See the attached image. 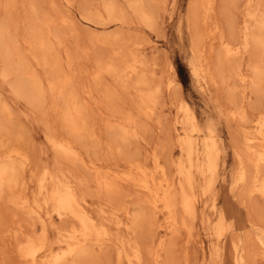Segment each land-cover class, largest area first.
<instances>
[{"label": "bare ground", "instance_id": "6f19581e", "mask_svg": "<svg viewBox=\"0 0 264 264\" xmlns=\"http://www.w3.org/2000/svg\"><path fill=\"white\" fill-rule=\"evenodd\" d=\"M143 1L129 0L128 4L135 14L144 21L151 22L150 11H147L144 5L146 2ZM39 2L0 0V76L10 83L17 97L25 99L32 110L48 123L46 139L55 152L53 163H49L47 159V162L35 159L31 150L25 147L27 137L25 138L19 116L0 90V201L9 202L17 211L37 215L40 223L39 232L37 229L26 230L13 218L11 221L5 219V214L0 211V234L4 236V233L9 232L12 236H18L17 255L22 263L105 264L108 257L102 255L100 250L106 246L113 250L116 264H143L148 255L146 248L150 249L146 243L149 239L146 238H151L156 243L154 250H148L153 258L151 261L154 264H171L162 253L169 243L167 235L179 231L183 226L192 234L200 207L204 210L201 220L205 223L211 240L209 259L205 264H249V259L258 254L251 248L252 243L257 245L259 253L264 256V230L256 229L255 224H242L251 229L247 235H231L236 228V221L225 208L218 206L215 196L217 182L222 177L221 169L223 163H226L222 161L226 144L216 123L210 118L206 123H201L195 109L187 102L177 108L182 109V116H174L172 121V138L179 151L178 157L173 153L177 158L170 157L174 170L172 166L170 169L173 172L169 171L167 163L157 154L153 155V165L134 155L127 161L126 168L118 166L115 169H105L96 161L89 162L85 159L80 147L89 149L96 146L101 142V136L88 117V101L87 105L83 102V91L76 82V73L67 71L69 67H65L67 64L71 66L74 55L69 48L65 49L68 60L61 55V49L64 48L61 47L64 44L61 26L65 22V16L45 11ZM214 2L215 0H208L203 6L204 2L194 1L197 8L200 4L205 8L204 19L209 28L205 36L199 32L195 39L194 49L198 56L192 66L194 78L200 91L215 102L211 91L217 80L208 67V55L202 54V45L208 47L210 54L218 45L221 54L233 61L232 71L225 75L222 83L230 84L232 78L235 81L237 79L242 85L244 96L249 97L264 84V8L261 7V2L248 0L240 34L237 40H229L220 32L217 20L208 21L213 17ZM103 7L104 13L110 15L109 18L117 16L113 0H105ZM101 13L99 16L103 15ZM21 27H25L22 30L25 35L21 36L27 44L26 49L20 43ZM114 38L117 37L105 36L102 40L111 43ZM114 53H118L117 49ZM249 53L252 57L248 68L244 70L241 61ZM124 56L126 58L123 57L121 62L98 60L92 74L94 82L100 83L106 72L125 85L139 72L143 62L136 55L130 58ZM63 57L67 64L63 62ZM31 58L37 66L43 67V74L36 70ZM168 84L171 86L172 83ZM134 85L140 90L138 108L148 112L153 107L151 102L155 100L160 84L152 85L145 74H142L134 81ZM257 112L250 115L245 105L237 106L231 111L230 117L237 120L235 122L238 123L241 134L231 186L235 190L241 188L249 195L262 198L263 206L259 211L263 215L264 112ZM51 113L60 120L61 127H58L63 132L60 133L50 124L47 117ZM131 118L126 114L119 125L109 123L112 142L116 146L120 145L118 141L125 142L135 134L136 131L132 133L129 129ZM81 168L89 175L85 172L83 174ZM27 170H30V178L34 182V188L30 192L26 190ZM223 177L222 181H225V175ZM92 181L96 184V191L89 189ZM91 196H98L103 200L94 205L95 201L90 200ZM130 197L136 198L137 207L130 206ZM208 209L213 210L212 214L205 213ZM7 215L12 214L10 212ZM55 219L62 223L57 224ZM142 225L145 227L144 232ZM140 228L143 235L147 234L145 240L137 235Z\"/></svg>", "mask_w": 264, "mask_h": 264}, {"label": "rangeland", "instance_id": "374dc122", "mask_svg": "<svg viewBox=\"0 0 264 264\" xmlns=\"http://www.w3.org/2000/svg\"><path fill=\"white\" fill-rule=\"evenodd\" d=\"M39 1V4H41L40 7L45 11L51 14L57 12L56 15L61 16L63 14L65 16V25L63 24L61 26V37L64 41V44L61 45V47L64 46L61 49V55L67 58L65 49L69 48L74 55V59L71 66L66 63L68 58L65 60L63 57L65 60L63 62L67 64L65 67H69L67 71H74L76 73V82L78 86H81V91H83V93L81 92L83 102L87 105L86 101H88V117L95 131L101 136V142L96 146H92L89 149L84 146L80 147V149H83L81 151L84 153L85 159L89 162L91 160L96 161L98 165L105 169L111 167L115 169L118 166L126 168L127 161L134 155L140 159L148 160L150 165H153V155L157 154L163 162L167 163L166 165L169 171L173 172L174 166L170 164V157L177 158L179 151L177 150L178 147L175 144L174 138H172V121H174V116L181 115L183 112L182 109H179V111L177 108L181 107L183 102H187L195 109L201 123H206L209 118L216 123L226 144L223 153L226 157L222 156V161L226 163H223L221 169L222 177L220 176L217 182L215 196L218 199V206L225 208L236 221V228L231 232V235L241 236L247 235L249 231L251 232L249 227L243 226L244 222H248L250 225L255 224L254 227L256 229L264 230V214L261 215L259 211V208L263 206L262 198L257 195H249L241 188L235 190L231 186L233 185L232 174L238 161L236 150L241 141V134L238 130V123L235 122L237 120H233L230 117L231 111L240 105H245L249 114L252 116L257 114V111L264 112V84L261 85L260 90L253 91L250 95L251 97L244 96L242 85L237 79L235 81V78L231 79L230 84H223L222 79L232 71L231 63L233 61L227 60L221 54L218 45L216 46L217 49L215 48L211 54L208 51V47L206 48L205 45H202V48H204L202 54L208 55V67L217 80V83L211 91L212 98L215 102L200 91L194 78L192 66L198 56L194 49L196 36L200 33L205 36L209 30L204 19L206 15L205 8H203L208 3V0H197L200 3L204 2L202 3L203 6L200 4L199 8L194 5L195 0H144L143 3H147V5L146 3L144 4L145 8L148 12L150 11L151 22L144 21L137 13L135 14L134 9L128 4L129 0H113L116 4L117 16H111V18H109L110 15H107V12V14L104 13L103 5L105 0ZM247 1L215 0V12H212L213 17L208 21L217 20L220 24V32H223L222 34L229 40H237L247 10ZM258 1L261 2V7L264 8V0H255V3ZM149 8L150 10H148ZM98 12H103L101 13L103 15L99 16ZM92 16L95 17L93 18ZM103 16L104 18H102ZM88 17L92 19H88ZM21 28L20 33L22 34H19L20 43L26 49L27 44L21 36L25 35L24 31H22L25 27ZM238 29L239 31H237ZM105 36H116L117 38H114L111 43H107L102 40ZM115 49L118 51L117 54L114 53ZM124 55L129 58L136 55L143 62L140 65L139 72L135 73L125 85L121 84L113 75L106 72L103 73L100 83L97 84L94 82L92 74L97 67L98 60L110 59L109 61L121 62L124 59L123 57H125ZM251 55L250 53L247 54L245 59L241 61L244 70L248 68V63L252 57ZM31 60H33L31 63L34 64V59L31 58ZM35 65L36 63L33 66ZM36 66V70L43 74V67ZM39 67H41L40 71ZM142 74H145L152 85L160 84V89L157 92L155 100L151 102V107H153L148 112L138 108L140 107L138 104L140 90H138L139 87L134 85V81ZM1 78L0 90L3 96L12 104L16 115L19 116L25 132V138L27 137V146L25 145V147L31 150L36 160L53 163L55 161V152L48 142V139H46L48 123H46L44 118H41L39 113H35L32 110L33 108L26 103L27 101L25 99L15 95L8 81L6 82ZM170 82L172 83V87L168 84ZM117 110L121 112H117ZM126 114L132 117V122L129 123L130 126L128 125L129 129L132 133L134 131L136 132H134L135 134L129 140L125 142L122 140L118 141L120 145L116 146L112 142L113 135H111L112 132H109L108 125L109 123H117L119 125L123 121V116ZM49 115H53L51 116L52 119L50 116L47 117L49 118L50 124H53V128L60 131V133L63 132L60 128V120L56 119L54 113ZM55 124L57 127H55ZM168 158L170 159L168 160ZM170 166H172L173 170L170 169ZM80 171L82 173L85 172L87 176L89 175L84 168H81ZM223 175H225V181H222L224 178ZM30 177V170H27L25 177L27 182L26 190L29 192L34 188V182ZM29 178L32 182L29 181ZM94 185L96 184L92 181L89 189L96 191L97 188ZM93 197L91 196L90 200L92 202L95 201L94 205L103 200L98 196H96L97 198ZM129 199L130 206L132 208L137 207L136 198L130 197ZM0 204V211H3V215L5 214V219L11 221L13 218L17 223L22 224L24 229L30 231L37 229V232H39L40 223L37 215H29L22 210L17 211L7 201L2 200ZM10 212L12 215L14 213L16 215H13L14 217L7 215ZM203 212L204 210L200 207L199 216L194 221L192 234H189L188 229L183 226L182 228L184 229L180 227V232L173 231V234L169 233L167 235L169 243L167 249L165 251L163 250L162 253L165 259L170 260L171 264H205V261L209 259L211 240L208 237L205 223L202 221ZM212 212L213 210L211 209L205 211V213L211 214ZM23 215L24 217H22ZM55 221L56 223L58 222L57 219ZM60 221L57 224L62 223ZM141 228H143L144 232V225ZM141 228L138 230L137 235L139 237L141 236L140 238L142 240H145L144 237L146 238L147 234H145L146 236L143 235L144 233L142 234ZM145 231L147 230L145 229ZM178 232L180 233L179 235ZM3 235L7 238L2 235V237L0 236V255L3 257L0 256V264H24L19 258V255H17L16 244L18 243V236H12L9 232ZM10 238L13 240L11 241ZM146 240L147 246L150 247L151 251L154 250L156 243L152 242L151 238H146ZM254 244L252 243V246H250L258 254L250 258L252 262L249 259V264H264V256L259 253V248ZM103 248L100 250L101 254L106 255V258L108 257L105 264H116L113 250L106 246ZM150 249L146 248L148 255L143 264H154L152 262L153 258L150 256L151 251L148 253ZM16 258L20 261L18 259L17 261Z\"/></svg>", "mask_w": 264, "mask_h": 264}]
</instances>
